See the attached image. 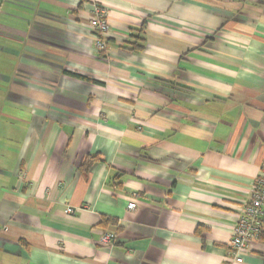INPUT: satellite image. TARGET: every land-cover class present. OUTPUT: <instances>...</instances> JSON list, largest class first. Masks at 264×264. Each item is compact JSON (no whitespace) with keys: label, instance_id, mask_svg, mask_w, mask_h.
<instances>
[{"label":"crops","instance_id":"1","mask_svg":"<svg viewBox=\"0 0 264 264\" xmlns=\"http://www.w3.org/2000/svg\"><path fill=\"white\" fill-rule=\"evenodd\" d=\"M102 2L0 0V264H264V0Z\"/></svg>","mask_w":264,"mask_h":264},{"label":"built area","instance_id":"2","mask_svg":"<svg viewBox=\"0 0 264 264\" xmlns=\"http://www.w3.org/2000/svg\"><path fill=\"white\" fill-rule=\"evenodd\" d=\"M92 7L91 27L95 32L96 47L100 52H107V33L110 30L109 13L102 0H90ZM130 210H135L137 204L131 201ZM264 233V177H260L254 186L249 202L243 207L241 215L234 228L233 237L229 241L236 262L244 261V254L250 245L258 241ZM116 239L113 233L106 234L102 238L104 244H109Z\"/></svg>","mask_w":264,"mask_h":264}]
</instances>
